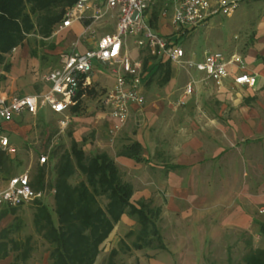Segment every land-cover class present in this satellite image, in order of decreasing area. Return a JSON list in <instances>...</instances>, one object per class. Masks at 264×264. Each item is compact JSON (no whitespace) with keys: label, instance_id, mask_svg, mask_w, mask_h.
<instances>
[{"label":"crops","instance_id":"crops-1","mask_svg":"<svg viewBox=\"0 0 264 264\" xmlns=\"http://www.w3.org/2000/svg\"><path fill=\"white\" fill-rule=\"evenodd\" d=\"M91 3L92 9L87 12L83 22H74L71 28L60 32L56 27L53 35L45 41L56 40L58 44L60 39L67 38L71 40V49L67 53H84L95 48L101 36L114 33L119 18L118 10L107 8L105 0H91ZM163 5L164 0H156L146 13V21L158 34L168 38L175 37L177 29L172 22L174 8L171 7L170 13L163 16ZM96 9L103 16L97 23H92L90 18L96 14ZM239 10L244 17L240 25L243 31L252 32V38L245 54L237 51L231 53L241 57L244 68L240 70L236 66L228 67L229 76L224 80L223 87L217 86L204 73L194 68L171 64L172 77L164 86L167 87V92L174 87L182 73L188 76V81L177 98L184 100V104L179 105L180 109L167 110V98L159 96L157 99L153 95L145 106L131 105L129 121L119 130H114L115 122L110 118L107 108L103 106L104 111L98 113V117L105 118L111 131L121 136L120 146L133 141L142 145V156L146 161L138 163L118 156V149L113 148L110 152L107 143L100 140V144L98 143L101 151L110 155L123 175L128 177L127 181L133 184V202L151 203L152 207L161 209L167 222L170 220L176 223L172 226L175 230L172 233L173 245L168 246H172L174 250L168 249L164 254L175 255L179 264H214L217 254H221L220 260L230 261L229 248L233 243L229 241L235 238V233L260 232V224L264 221L259 217L260 210L264 209V173L251 175L257 169L264 170V162H261L264 160V0L243 2L237 11ZM155 11L157 20H154ZM236 12L227 18L233 19ZM215 18L217 17L210 19L205 27L212 24ZM90 25L96 31L95 39L84 35L86 27ZM132 38L133 45L127 44L125 54L131 62H143V50L135 43L136 38ZM30 50L26 41L6 55V63L0 64V99L43 95L49 91L50 85L43 77L59 67V64L51 65L50 59L61 53L55 55L52 50L47 51L49 59L42 63L31 57ZM213 52L206 50L200 60L196 55L186 60L199 62L207 53ZM216 52L227 58L231 56ZM6 64L10 65L9 71L4 69ZM240 73L255 77V87L237 85L235 78ZM148 81L147 77L140 89L143 97L144 86ZM89 82L90 85L78 92L80 95L77 94V104H82L88 92L102 84L107 87L104 97L114 87L115 75L111 68L96 63ZM192 82L195 91L185 97V88ZM209 102L212 105L215 103L217 107L206 108L205 105ZM46 107L49 108L39 99L37 115H41L42 121H46V113L43 112ZM73 107L65 115L70 118L68 127L70 124L73 126L71 140L80 143L87 133L85 129L95 122L89 119L87 121L90 123H83L86 119L74 113ZM49 110V118L57 120L60 131L59 122L63 115L54 113L50 108ZM37 115L24 113L15 116L11 122L0 120L16 150L14 156L17 159L20 158V151L26 148L36 150L40 156L57 143L58 134L52 136L48 127L44 131V140L38 139V130L33 123V117ZM136 119H142L138 126ZM83 149L86 153L87 149ZM128 221L130 218L125 215L116 225L110 237L102 244V252L95 264H99L115 248L119 237L122 238L123 233L128 230ZM165 236L169 235L165 232ZM259 236L261 237L260 233ZM171 241L170 237V243ZM12 261L13 256H10L0 261V264H11ZM139 264H144L143 260Z\"/></svg>","mask_w":264,"mask_h":264},{"label":"trees","instance_id":"trees-1","mask_svg":"<svg viewBox=\"0 0 264 264\" xmlns=\"http://www.w3.org/2000/svg\"><path fill=\"white\" fill-rule=\"evenodd\" d=\"M77 1L0 0V64L6 63V55L26 41L31 49V57L42 63L49 59L46 53H40L34 45L38 38H41L40 44L45 45L43 41L53 35L65 11ZM154 20H157L156 11ZM142 53L148 83L156 81L159 87L166 86L172 77L171 63L156 59L146 50ZM65 54L67 52L53 56L50 59L53 65H60ZM4 69L9 71L10 65L6 64ZM80 106L81 103H78L73 107V112L79 114ZM55 146L46 151L49 161L45 165L38 163L31 179L32 188L44 191L46 196L29 204L35 207L34 229L49 245V264H95L102 244L125 215L136 221L139 230H131L126 235L128 240L134 238L131 243L126 239L120 241V248L109 253L106 264H116L120 252L127 255L133 250L145 248L166 250L157 224L162 216L161 209L145 201L133 202V184L124 179L123 173L107 152L87 155L83 143L74 139L69 149L59 150ZM142 152V145L133 141L122 145L117 155L139 163L146 161ZM20 166L14 154H8L0 148V176L3 179L22 173L15 172ZM50 171L54 175L51 180L47 175ZM75 177L80 178L77 183L72 182ZM49 195L53 198L52 210L44 203ZM102 198L106 200L105 206L100 202ZM18 211L19 208H2L0 211V223L8 216H14L12 224L0 232V261L13 256L11 264H28L35 250V239L32 236L19 238L26 224ZM260 234L264 239V221L260 224ZM244 262L264 264V248L251 250L244 257Z\"/></svg>","mask_w":264,"mask_h":264},{"label":"built area","instance_id":"built-area-1","mask_svg":"<svg viewBox=\"0 0 264 264\" xmlns=\"http://www.w3.org/2000/svg\"><path fill=\"white\" fill-rule=\"evenodd\" d=\"M106 7L117 9L119 18L116 30L99 38L96 47L84 53L73 52L62 56L59 67L49 71L43 80L50 89L43 95L13 97L10 100L0 99V120L11 122L15 116L24 113L37 115L39 99H42L56 114L63 115L60 120V133L64 132L70 123L65 113L77 104L78 92L90 85V78L95 64L100 63L111 68L115 75L114 87L102 98V104L109 110L110 118L115 122L114 130H119L127 124L131 114V105L142 107L145 99L140 92L146 74L142 61L131 62L125 50L128 37L136 38L135 43L158 60L171 64L189 66L207 76L217 86L223 87L224 80L229 76L228 67L244 68L240 56L225 57L222 53H207L202 61L186 60L185 50L178 44V39L189 31L205 26L210 19L218 16L229 17L235 13L243 2L252 0H164L161 14L167 16L171 7L174 8L172 22L177 29L175 37H164L155 32L146 21V13L156 0H105ZM92 9L91 0H78L69 7L58 25V31L71 28L74 22L84 21L86 14ZM102 13L96 9L90 20L97 23ZM84 35L96 38V31L87 26ZM194 82L186 86L184 96L194 93ZM237 85L255 87L256 78L240 73L235 78ZM184 100L179 101L183 105ZM0 148L13 155L16 150L12 147L4 128L0 124ZM49 161V154L39 156V165ZM32 169L26 168L22 173L9 179L0 176V210L2 208H21L37 200L45 198L44 191H36L31 186ZM261 213H264L262 211Z\"/></svg>","mask_w":264,"mask_h":264},{"label":"rangeland","instance_id":"rangeland-1","mask_svg":"<svg viewBox=\"0 0 264 264\" xmlns=\"http://www.w3.org/2000/svg\"><path fill=\"white\" fill-rule=\"evenodd\" d=\"M241 8V6H240ZM243 14H241V11H237L235 14V17L227 18L225 16L217 17L213 19V23L210 25H207L206 27L197 28L196 30H193L186 34V36L180 37L178 39V44L185 50L186 52V58H192L193 55H196L197 59L200 60L203 57V54L206 50H213L214 52L220 51L223 52L226 55H231L229 58H231V53L237 51L241 53L242 55L245 54V50L249 46L250 39L252 38V32L243 31L242 26L240 23H242ZM236 25H240L239 27H236ZM235 26V27H234ZM31 39V38H30ZM41 38H38L37 43H35V48L40 53H46L47 51H51V46H55V49L52 50L56 53H64L69 52L71 49V40L64 38L60 39L58 44L56 40H46L43 41L45 45H41L40 41ZM128 46L133 45V38L128 37ZM240 55V54H239ZM51 65L53 64V61L50 62ZM188 81V76L184 73L180 75V78H177V83H175L174 87L170 91H166L165 87H159L157 82L154 81L153 84L146 83L144 86L145 93V104H147V100L149 98H159V96L166 97V105L167 110H178L181 106H179L177 99L182 92L184 85ZM107 87L105 84H102V86L98 87L95 86L92 88L91 91L88 92V96L82 101V104L80 106L79 110V116L86 121H83V123H90L89 121L95 122L88 125V127L85 129L87 133L82 137L83 141V147L87 149L86 154L87 155H93L97 152H102L101 148L99 146L100 142L107 143L110 152H112L114 149H119L121 146V140H119L121 137L118 133H113L111 129L109 128V124L105 120V118L98 117V113H102L104 110L103 104L101 101V98L106 93ZM151 100V99H150ZM214 103V102H213ZM206 104V103H205ZM218 105V104H217ZM206 108H216V104L214 103H207L205 105ZM44 113H46V121L41 120V115L38 114L36 117H33V123H35V126L38 130V139L41 141L44 140V131L46 130V127H48L52 133V136L57 135L56 139V146L55 148L59 150L69 149L71 145V135L73 133V126L70 124V126L65 130L64 133H60L58 126H57V120L55 118H49L50 110L48 107L43 110ZM90 119V120H89ZM89 120V121H87ZM142 119H136V126L141 124ZM44 125V126H43ZM64 135V136H63ZM118 135V136H117ZM100 140V142H99ZM99 143V144H98ZM108 151V150H107ZM19 154L20 158L18 161L20 162V168L16 170V173L23 172L26 168L31 167L33 174L35 173V170L37 169V160L39 153L36 152V150H31L30 148H26L25 150L20 151ZM262 163L264 160L261 161ZM264 166V164L262 165ZM143 171L144 168L142 169ZM142 171V172H143ZM252 171V170H251ZM260 172L264 173V170L260 171L257 169V172H251V175H256L255 173L260 174ZM48 178L51 180L54 175L53 171H50L48 174ZM124 179L127 181L128 177L123 175ZM141 177V176H140ZM80 180L79 177H75L72 179L73 183H77ZM100 202L102 206L106 205V200L104 198L100 199ZM44 203L50 207V209H53V198L52 196H48ZM1 211V210H0ZM264 211V209L260 210L259 217L264 220V213H261ZM35 213V207L33 205H27L24 207L19 208L18 215L24 220L25 227L23 231L21 232L19 238L20 239H26V237L32 236L34 240V252L31 260L28 264H46L48 260L49 254V245L45 243L44 239H42L35 231L33 226V216ZM55 217V213H53ZM162 215V213H161ZM258 215V214H257ZM164 215L160 216L159 221L157 222L158 227L161 232L164 244L166 246V250H154V249H143V250H133L132 253L129 254H123L120 252L116 259V264H139L140 260H143L144 264H179L175 260V255L173 254H167L164 252H168V249L174 250V248L168 247L169 244H172L173 237L172 233L175 232L174 229H172V226H175L176 223L170 222V220L167 222L166 218L164 219ZM14 220V216H8L7 218L3 219L0 223V232L8 227L10 224H12V221ZM259 221H256L255 224H257ZM129 223V224H128ZM126 224L128 226V230L124 232L123 237H119L120 240L117 241L114 249L120 248V241L122 239H126L129 243L132 242V240H128L126 238V235L132 230V231H138L139 225L136 223L135 220L130 219ZM168 228L169 230L165 229ZM171 230V231H170ZM165 232L169 236H165ZM259 231L256 230L254 234H252L250 231L244 232V231H237L235 233V238L229 241V243H233L232 246L229 248V258L230 261H222L219 258L221 257V254H217L214 264H245L244 257L251 251L255 249H263L264 248V239L263 237L259 236ZM261 235V234H260ZM170 237L172 239L170 243ZM173 245V244H172ZM112 251V250H111ZM110 251V252H111ZM102 252V251H101ZM109 252V253H110ZM104 253V251H103ZM107 256L99 263V264H106ZM215 257V256H214ZM222 259V257H221Z\"/></svg>","mask_w":264,"mask_h":264}]
</instances>
